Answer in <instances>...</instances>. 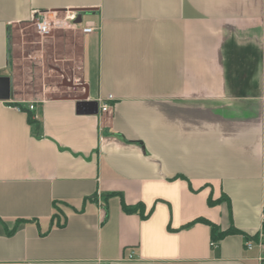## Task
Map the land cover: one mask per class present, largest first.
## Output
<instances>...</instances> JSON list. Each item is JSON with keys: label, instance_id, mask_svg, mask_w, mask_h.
<instances>
[{"label": "crops", "instance_id": "1", "mask_svg": "<svg viewBox=\"0 0 264 264\" xmlns=\"http://www.w3.org/2000/svg\"><path fill=\"white\" fill-rule=\"evenodd\" d=\"M68 9L81 94L25 96L16 29ZM263 226L264 0H0V264H264Z\"/></svg>", "mask_w": 264, "mask_h": 264}, {"label": "rangeland", "instance_id": "2", "mask_svg": "<svg viewBox=\"0 0 264 264\" xmlns=\"http://www.w3.org/2000/svg\"><path fill=\"white\" fill-rule=\"evenodd\" d=\"M65 15L58 14L61 18ZM80 31V27L57 25L41 36L32 22L16 29L14 76L22 94L33 98L81 94Z\"/></svg>", "mask_w": 264, "mask_h": 264}, {"label": "built area", "instance_id": "3", "mask_svg": "<svg viewBox=\"0 0 264 264\" xmlns=\"http://www.w3.org/2000/svg\"><path fill=\"white\" fill-rule=\"evenodd\" d=\"M66 15L64 17H59L58 14L61 13L56 10H34L32 11V17L31 22L33 24V27L37 34L43 36L48 34L52 28L56 27L57 25H63V26H70L73 28L80 27L82 33H90L93 31H96L98 29L97 26L92 24H85L81 25V19L79 15L76 13V11L72 9H68L63 11ZM113 98L111 96H108L104 100H100V110L105 112L109 111L111 108V101ZM19 109V108H17ZM30 109H32V106H30ZM257 244L259 246L264 244V227L262 230L259 231L257 234ZM211 245H216V242L214 240L211 241ZM252 242L247 241L246 247L251 248ZM129 257H133V253L129 255Z\"/></svg>", "mask_w": 264, "mask_h": 264}, {"label": "trees", "instance_id": "4", "mask_svg": "<svg viewBox=\"0 0 264 264\" xmlns=\"http://www.w3.org/2000/svg\"><path fill=\"white\" fill-rule=\"evenodd\" d=\"M28 117H29V120L30 122H34L33 118L31 117V113L28 112ZM214 201H212L211 199H208V203L209 204H213ZM123 209L126 211V212H136V211H139L141 216L144 217L145 215L143 214L142 210L139 209V206L136 205V206H132V207H129V206H126L123 204ZM196 221H202V222H205L207 223L210 228H211V238L212 240H217V239H220L222 238L223 236L227 235V234H230V233H236L238 232L236 229L234 228H230V229H227L225 231H221L217 228L216 225H214L213 223H211L210 221L206 220V219H203V218H199V219H196V220H193L192 222L188 223L187 225L189 224H192ZM186 225V226H187ZM264 227V226H263Z\"/></svg>", "mask_w": 264, "mask_h": 264}, {"label": "water", "instance_id": "5", "mask_svg": "<svg viewBox=\"0 0 264 264\" xmlns=\"http://www.w3.org/2000/svg\"><path fill=\"white\" fill-rule=\"evenodd\" d=\"M83 98H85L84 96H83ZM82 102V101H81Z\"/></svg>", "mask_w": 264, "mask_h": 264}]
</instances>
